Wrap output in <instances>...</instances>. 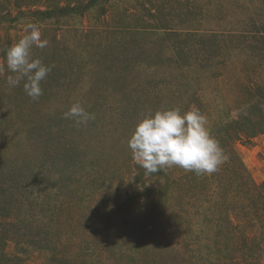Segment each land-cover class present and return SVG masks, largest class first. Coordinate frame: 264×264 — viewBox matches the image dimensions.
<instances>
[{"label":"rangeland","instance_id":"1","mask_svg":"<svg viewBox=\"0 0 264 264\" xmlns=\"http://www.w3.org/2000/svg\"><path fill=\"white\" fill-rule=\"evenodd\" d=\"M30 23L54 67L35 101L0 75V264H264V0H0V59ZM193 106L227 161L145 175L138 121Z\"/></svg>","mask_w":264,"mask_h":264},{"label":"clouds","instance_id":"2","mask_svg":"<svg viewBox=\"0 0 264 264\" xmlns=\"http://www.w3.org/2000/svg\"><path fill=\"white\" fill-rule=\"evenodd\" d=\"M47 45L48 41L41 39L38 25L30 23L21 38L3 50L0 59V75L11 73L5 76L8 87L15 88L23 82V91L33 101L43 95L41 82L54 65L48 66L40 58H33L32 49H44ZM63 118L76 125H86L95 119V114L86 111L77 101ZM127 147L145 175L173 166L197 175L212 174L228 159L219 142L210 135L206 117L194 106L183 114L179 108L149 112L136 124Z\"/></svg>","mask_w":264,"mask_h":264}]
</instances>
